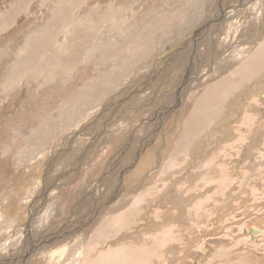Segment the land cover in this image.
Masks as SVG:
<instances>
[{
    "label": "rangeland",
    "instance_id": "rangeland-1",
    "mask_svg": "<svg viewBox=\"0 0 264 264\" xmlns=\"http://www.w3.org/2000/svg\"><path fill=\"white\" fill-rule=\"evenodd\" d=\"M113 1L125 6L120 20L132 36H147L158 21L167 26L152 29L153 52L127 70L123 56L134 44L108 47L119 42L105 11ZM262 3L0 0V264H44L51 246L75 233L86 240L78 264L107 263L116 246L141 248L135 264H264V72L246 79L239 71L227 82L231 95L210 104V120L177 143L204 91L227 84L223 77L255 55ZM30 47L39 48L34 61ZM57 50L63 56L45 60ZM88 52L100 57L86 60ZM122 67V76L108 73ZM102 73L101 103L68 102ZM186 79L199 85L184 84L167 110L166 98ZM32 130L51 134L37 139ZM104 222L109 232L98 236Z\"/></svg>",
    "mask_w": 264,
    "mask_h": 264
},
{
    "label": "bare ground",
    "instance_id": "bare-ground-1",
    "mask_svg": "<svg viewBox=\"0 0 264 264\" xmlns=\"http://www.w3.org/2000/svg\"><path fill=\"white\" fill-rule=\"evenodd\" d=\"M246 1V0H245ZM260 1H262L263 3L262 4H264V0H260ZM241 2H244V0H240V3ZM115 2L113 1V2H108L106 5V8H105V11H107L106 12V15H107V18L109 19L108 20V23H109V27L110 28H114L118 33H117V36H118V40H119V42L118 43H110L109 42V45H108V47H110V46H112V49H117V47L120 45V46H122V44L123 43H126L127 45H129V44H131V43H133L134 45L132 46L135 50L133 51V50H131L130 52H131V57H132V59H131V57H129V56H123V60H124V68L127 70V68L126 67H128V66H131V68H132V65H133V62H136V61H141L142 60V57H144V58H146L147 57V54L148 53H152L151 51H149V49H147L148 51L146 52V48L147 47H150V46H152V45H154V43H155V41L152 39V37H150L151 36V34H155L153 31H152V29L153 28H155V27H157V26H160V27H164V29L166 30L167 29V26L165 25H162V24H165V23H160V22H162V21H158L157 23H159V25H154V26H149V28H150V30H149V34L147 35V36H140L139 34H135V35H130L129 33H128V30H129V27H126V25H125V22L124 21H122V20H120V18L122 17V15H121V13L122 12H124V10L126 9V8H124V7H121V9H120V7L119 6H114L113 4H114ZM243 5L245 4V3H242ZM254 4H256V5H258L259 3L256 1ZM255 6V5H254ZM254 6L252 5V7H251V10H255V8H254ZM256 7V6H255ZM241 8H242V6H241ZM240 8V9H241ZM258 8V7H257ZM260 8H262V7H260ZM264 8V7H263ZM184 9V8H183ZM261 10V9H260ZM151 11H154V9H152ZM183 11V10H182ZM176 12H178V10H175L173 13H172V23H175L176 22V17H177V15L176 14H174V13H176ZM262 12H263V15H264V10H262ZM97 13H98V16L97 17H95V21H100L99 20V11H97ZM257 13V12H256ZM115 14H116V16H115ZM259 13H257L256 15H255V19H256V22L258 21L257 20V17L259 16L258 15ZM118 16V17H117ZM90 17V16H89ZM218 18V17H217ZM221 19V18H220ZM254 19V20H255ZM103 20V19H102ZM91 21L94 23V18H93V16L91 17ZM147 21H148V19H143V21H142V25H144V24H146L147 23ZM262 22H260V23H258L257 25H260V27L258 26L254 31L256 32H258V33H262V32H264V18H263V20H261ZM101 22V21H100ZM177 22H178V20H177ZM92 26H93V24H91ZM256 26V25H255ZM214 27H215V25H214ZM133 28V30H136L135 28L136 27H132ZM220 28H221V26H220ZM91 30L93 31V32H95V33H97V28H94V27H92L91 28ZM219 30V28H217L216 30H214L213 31V34L212 35H215V37H213V38H217V36H216V34H219V32L220 31H218ZM215 33V34H214ZM258 33H256L255 35H248V37L247 36H245V37H247L248 39H250V42H254V40L255 39H259L258 37H256L257 35H258ZM262 35L263 36H261L262 38H261V41L257 44V47H255L254 45V52H255V55L253 54V53H250V54H248V53H246V54H248V57H247V62H246V66H243V67H240L239 68V70L238 71H234V72H232L230 75H227L226 77H223L224 78V80H222L223 81V83H230V82H232V79H234V77L235 76H237V73L239 72V71H241V74H243V73H245L246 71H247V73L249 74V75H247V78L246 79H249L250 77H254L253 76V74H254V72L255 71H259V72H261V70H262V72H264V34L262 33ZM132 37V38H131ZM246 38V39H247ZM213 40H215V39H213ZM217 40V39H216ZM95 41H97V42H99L100 43V45L102 46V43L104 42H108L109 40H105V41H100V40H98V39H96ZM194 41H196V40H192L191 42V46L193 45V46H196L194 43ZM234 41H236V40H234ZM238 42V41H237ZM236 42V43H237ZM252 42V43H253ZM211 43V42H210ZM215 43V42H214ZM242 43V42H241ZM98 44V43H97ZM96 44V45H97ZM213 44V43H212ZM95 45V46H96ZM236 45V44H235ZM114 46V47H113ZM188 46H190L189 45V43H188ZM78 47V46H77ZM81 47V46H80ZM229 46H226L225 48H224V50H222V52H220V53H225L224 51H226L227 49H229L228 48ZM241 49H240V48ZM238 48L240 49V51H243L244 49H242L243 47H251V45H248V42L247 43H245L244 44V46L242 47V46H239ZM40 48H43V47H41L40 46ZM103 48H104V45H103ZM195 48H198L197 46L195 47ZM247 48H245V50L247 49ZM39 49V48H38ZM37 48H31L30 47V52L29 51H27V54H29V55H31V57L29 58V55H28V59L29 60H32V61H34V58H39V53L37 52L36 54L34 53V51L35 50H38ZM111 49V50H112ZM153 49V48H152ZM244 50V51H245ZM194 51V50H193ZM77 52H78V50H77ZM75 50H73L71 53H70V56L72 57V58H74V59H78V57H79V55H78V53H77ZM46 53V52H45ZM45 53H43V54H45ZM209 53V52H208ZM219 53V54H220ZM135 54V55H134ZM212 54H214V52H212ZM53 55H55L57 58H59V57H61V56H63V53L62 52H60L59 50H57V51H54L53 52V54H47L46 55V59L45 60H48L49 62L50 61H52V60H54L56 57L55 56H53ZM100 55V52L96 55V54H91V52H88L87 54L85 53V59L86 60H89V59H91V58H98V57H100L99 56ZM186 55V54H185ZM239 55V54H238ZM252 55V56H251ZM199 56H201V54H199ZM198 56V57H199ZM206 56V55H205ZM209 56H211V54H209ZM231 56V55H230ZM120 57H122V56H120ZM197 57V58H198ZM214 58V57H213ZM212 58V59H213ZM226 58V57H225ZM211 61V60H210ZM185 62H186V64H188L187 62H188V59H185ZM190 62V61H189ZM28 64H30V62L26 59L25 60V64H24V66L25 67H27L28 66ZM185 64V63H184ZM249 65V68H248V70H246L247 69V66ZM126 66V67H125ZM17 67H22V62L20 61V62H17ZM39 68V66L38 67H36L35 69H36V71H37V69ZM255 69V70H254ZM199 70V69H198ZM254 70V71H253ZM124 69H123V67H122V71H115V72H108L110 75H116L117 73H119L120 74V76H122V74H124ZM180 72V71H179ZM181 73V72H180ZM180 74H178V76H179ZM198 75H200V74H198ZM208 75V74H207ZM211 75V74H210ZM101 78L99 79V80H90L89 82H86L85 84H83L79 89H78V91H77V93L75 94H73L71 97H69V99H68V102L69 103H72L73 105H75V106H77V108H81V106H90V105H93V104H95V101H100V103H101V101H102V99H99V97L98 96H101V93H99V91L100 90H103L104 89V86H103V83H102V81H104V77L103 76H106V77H108L107 76V73H102V74H100L99 75ZM181 76V75H180ZM204 76H205V74H204ZM190 80V79H189ZM188 79H186V80H184L182 83L181 82H179L180 84H179V87L177 88L178 89V91L176 92V95L174 96L173 95V97H167L166 98V100H165V103H164V105L165 106H167V105H169L170 103H171V105L170 106H167L166 107V109L167 110H169V109H173V105H172V100L173 99H176V98H178L180 95H178V93L180 92V91H182V89H183V91H184V89L187 87V85L189 86V85H191L190 83L192 82V84H193V82H195V84H194V87H195V85H199L198 84V80L199 79H195V80H193V81H189ZM215 82V81H214ZM221 84V85H219L217 88H215V89H207V90H205L204 91V94H203V99H202V103H201V99L199 98V100H198V105H201V107L200 108H194V110L195 111H190L188 114H187V116H186V118L184 119V123H183V131L181 130V135H180V139L178 140V142L177 143H185L184 141H187V139L189 138V136L191 137L192 135L193 136H196L197 135V130H199L200 128H201V126L205 123V122H202L203 121V119H206V121L208 120H210V118H207V114H209V106H210V104L211 103H213V106H215L216 105V103H217V101L218 100H221L222 99V96H223V94H221V93H224L225 91L227 92V95L228 96H230L231 95V88H230V86H231V84ZM186 85V87H185V85ZM192 87V86H191ZM211 87V86H210ZM228 87V88H227ZM196 88V87H195ZM186 92V91H185ZM172 94V93H171ZM140 96H143V95H140ZM139 96V97H140ZM144 97V96H143ZM142 97V98H143ZM139 99H141V97L139 98ZM141 101H142V99H141ZM174 105H176V104H174ZM212 106V107H213ZM149 107V106H148ZM121 108H123V107H121ZM144 108V107H143ZM165 108V107H164ZM209 117V116H208ZM200 123H201V126H200ZM46 124H51V125H55V123L54 122H46ZM54 127L55 126H53V129H54ZM42 132L44 133V135H45V133H47L48 134V132H49V130L47 131V132H44V131H42V130H36V131H33L32 130V134H31V136L33 137V138H40L41 136L43 137L44 135L42 134ZM50 133V132H49ZM51 134V133H50ZM140 142V141H139ZM138 153H136V155H137ZM135 155V157L134 158H136L137 156ZM101 183V182H100ZM98 187H103V184H101V185H97ZM109 198V197H108ZM103 205V204H102ZM97 207H98V205H97ZM96 207V208H97ZM71 217V216H70ZM73 217V216H72ZM121 217V216H120ZM74 218V217H73ZM78 218V217H77ZM116 218H118V219H120L119 217H116ZM123 220H124V224H125V222H129V220H132V218H130L129 216H127V214L122 218ZM70 220H72V219H70ZM121 220V219H120ZM119 220V221H120ZM122 221V220H121ZM68 222V221H67ZM72 222V221H71ZM75 222V221H74ZM127 222V223H128ZM76 223V222H75ZM112 224H114V222H112L111 221V227H112ZM109 225H110V222H104V224H102V228L101 229H99V230H96V231H99V232H97V234H98V236L99 235H102V234H106V233H108L109 231ZM105 226V227H104ZM76 230V227H74V229L73 230H70V233H72L73 231H75ZM117 230V229H116ZM108 231V232H107ZM114 231V230H113ZM118 231H120V230H117L116 232H118ZM256 231H257V229H256ZM51 233V232H50ZM96 233V232H95ZM255 233V232H254ZM96 234V235H97ZM256 234V233H255ZM71 235V234H70ZM258 235V234H257ZM67 236H69V235H67ZM48 237V236H47ZM95 236H92V237H90V239L91 238H94ZM253 238V237H252ZM62 239V238H61ZM85 238H84V234L82 233H75L74 235H72L71 236V238L69 239V240H67V241H65L63 244H59L58 245V240H57V242H56V244L54 245V246H51V248L52 249H54V250H52L51 252H49L48 254H47V256H48V258L47 257H45L44 259H46L45 260V262H44V264H78V262H79V258H80V255H81V252H82V248H83V246H84V241H86V240H84ZM96 239V238H95ZM88 240V239H87ZM253 240V239H252ZM53 241H55V240H53ZM47 242V241H46ZM52 244V243H51ZM58 245V246H57ZM27 246V245H26ZM49 247V246H48ZM118 247H119V249H118ZM116 246V248H114L113 250H109L108 252H106L105 253V256H104V259L103 260H105L106 259V262L107 263H103V264H130V263H132V264H135V263H138L139 261H137V258H138V255L137 254H139V255H141L139 252H141V248L140 249H138V250H136V248H133V249H131L130 251H122V247H120V246ZM29 248V247H28ZM50 248V247H49ZM131 248V247H130ZM48 249V248H47ZM103 255V254H102ZM25 257V256H24ZM102 257V256H101ZM26 258V257H25ZM25 258H24V260H25ZM107 259L110 261V262H108L107 261ZM131 259H132V261H131ZM140 259V258H139ZM130 260V261H129ZM10 261V260H9ZM100 261V260H99ZM142 260H140V262H141ZM23 262V261H22ZM42 262V261H41ZM130 262V263H129ZM2 263V262H1ZM9 263H11V261L9 262ZM20 263H21V261H20ZM99 264V263H98Z\"/></svg>",
    "mask_w": 264,
    "mask_h": 264
},
{
    "label": "crops",
    "instance_id": "crops-1",
    "mask_svg": "<svg viewBox=\"0 0 264 264\" xmlns=\"http://www.w3.org/2000/svg\"><path fill=\"white\" fill-rule=\"evenodd\" d=\"M96 135V134H95Z\"/></svg>",
    "mask_w": 264,
    "mask_h": 264
}]
</instances>
